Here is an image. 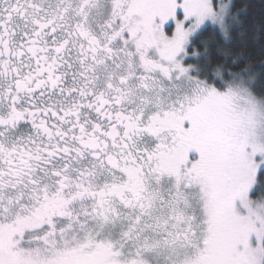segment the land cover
<instances>
[{"label":"snow or ice","instance_id":"snow-or-ice-1","mask_svg":"<svg viewBox=\"0 0 264 264\" xmlns=\"http://www.w3.org/2000/svg\"><path fill=\"white\" fill-rule=\"evenodd\" d=\"M251 7L0 0V264H264Z\"/></svg>","mask_w":264,"mask_h":264},{"label":"trees","instance_id":"trees-1","mask_svg":"<svg viewBox=\"0 0 264 264\" xmlns=\"http://www.w3.org/2000/svg\"><path fill=\"white\" fill-rule=\"evenodd\" d=\"M238 3L242 2V0H237ZM248 3L252 5L250 9V17H255L256 22H259V19L264 13V7L261 6V0H247ZM254 63L258 64L260 62V55H259V49L257 48L254 53Z\"/></svg>","mask_w":264,"mask_h":264}]
</instances>
